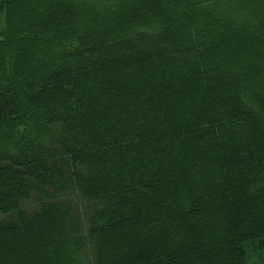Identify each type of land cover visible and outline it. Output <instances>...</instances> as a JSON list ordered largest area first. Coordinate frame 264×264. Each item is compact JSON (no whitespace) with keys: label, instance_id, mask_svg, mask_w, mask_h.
I'll return each mask as SVG.
<instances>
[{"label":"trees","instance_id":"16d2710c","mask_svg":"<svg viewBox=\"0 0 264 264\" xmlns=\"http://www.w3.org/2000/svg\"><path fill=\"white\" fill-rule=\"evenodd\" d=\"M0 264H264V0H0Z\"/></svg>","mask_w":264,"mask_h":264}]
</instances>
